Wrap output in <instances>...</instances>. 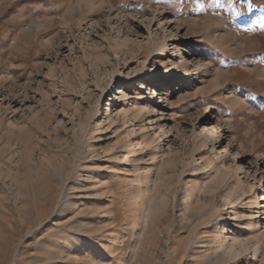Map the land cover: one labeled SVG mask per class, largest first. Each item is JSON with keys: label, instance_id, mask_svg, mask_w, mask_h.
I'll use <instances>...</instances> for the list:
<instances>
[{"label": "rangeland", "instance_id": "1", "mask_svg": "<svg viewBox=\"0 0 264 264\" xmlns=\"http://www.w3.org/2000/svg\"><path fill=\"white\" fill-rule=\"evenodd\" d=\"M262 101L264 0H0V264H264Z\"/></svg>", "mask_w": 264, "mask_h": 264}, {"label": "snow or ice", "instance_id": "2", "mask_svg": "<svg viewBox=\"0 0 264 264\" xmlns=\"http://www.w3.org/2000/svg\"><path fill=\"white\" fill-rule=\"evenodd\" d=\"M241 98H243V97H241ZM247 99H248V101H255V100H257L258 98L257 97H255V96H248L247 97ZM261 105H264V101H262L261 102Z\"/></svg>", "mask_w": 264, "mask_h": 264}]
</instances>
